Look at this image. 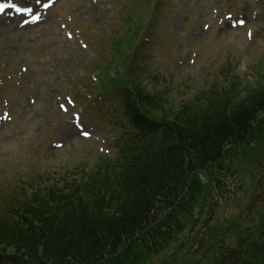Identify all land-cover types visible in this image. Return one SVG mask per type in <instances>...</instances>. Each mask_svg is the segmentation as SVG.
Wrapping results in <instances>:
<instances>
[{"label": "trees", "instance_id": "1", "mask_svg": "<svg viewBox=\"0 0 264 264\" xmlns=\"http://www.w3.org/2000/svg\"><path fill=\"white\" fill-rule=\"evenodd\" d=\"M128 47L114 54L124 73L104 71L126 123L109 128L117 158L80 164L61 183L41 175L2 189L0 264H151L175 236L187 231L190 242L203 220L216 264H264L262 207L250 225L243 212L213 217L221 173L264 161V86L247 89L225 68L228 89L205 88L177 106L169 87L144 90Z\"/></svg>", "mask_w": 264, "mask_h": 264}, {"label": "rangeland", "instance_id": "2", "mask_svg": "<svg viewBox=\"0 0 264 264\" xmlns=\"http://www.w3.org/2000/svg\"><path fill=\"white\" fill-rule=\"evenodd\" d=\"M163 1L155 16L148 8L136 54L137 79L148 92L169 84L179 106L181 96L196 94L212 83L217 67L228 65L240 75L243 86H253L257 74L264 82V0ZM141 2L148 0H60L44 22L27 26L0 16V188L13 177L26 180L79 164L94 166L103 155L115 156L112 145L105 142L109 131L102 121L118 115L119 106L108 95L99 104L74 108V92L88 96L87 91L97 88L93 75L104 64L96 55L106 52L98 45L108 41L107 36L126 35L119 18L128 11L140 13ZM227 14L243 17L246 25L233 28ZM249 30L252 38L247 36ZM73 113L81 115L92 138L77 133ZM226 174L215 189L220 195L218 220L243 212L244 224L250 225L260 210H250V205L258 197L255 182L264 174V161L247 171ZM187 236L153 264H214L203 247L204 227L183 244Z\"/></svg>", "mask_w": 264, "mask_h": 264}, {"label": "snow or ice", "instance_id": "3", "mask_svg": "<svg viewBox=\"0 0 264 264\" xmlns=\"http://www.w3.org/2000/svg\"><path fill=\"white\" fill-rule=\"evenodd\" d=\"M36 2L37 3H39L40 2V0H36ZM6 7H14V5H0V12H3L4 10H5V8ZM26 11H31V9L29 8V9H25ZM17 11H21V9H19V8H17ZM231 19V18H230ZM238 23L239 24H243L244 23V21L243 20H240V21H238ZM233 26H235V25H233ZM61 107H63V106H61ZM7 117H5V119H6ZM82 135H84L85 137H88V136H90L91 135V133L90 132H88V131H82V133H81Z\"/></svg>", "mask_w": 264, "mask_h": 264}, {"label": "bare ground", "instance_id": "4", "mask_svg": "<svg viewBox=\"0 0 264 264\" xmlns=\"http://www.w3.org/2000/svg\"><path fill=\"white\" fill-rule=\"evenodd\" d=\"M91 10H93V11H94V8H91ZM68 134H70V131H68ZM73 135H74V133H73Z\"/></svg>", "mask_w": 264, "mask_h": 264}]
</instances>
